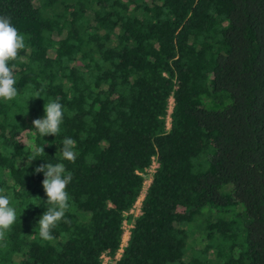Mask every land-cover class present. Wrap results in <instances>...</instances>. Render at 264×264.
<instances>
[{
  "label": "trees",
  "instance_id": "16d2710c",
  "mask_svg": "<svg viewBox=\"0 0 264 264\" xmlns=\"http://www.w3.org/2000/svg\"><path fill=\"white\" fill-rule=\"evenodd\" d=\"M0 15L26 43L9 64L19 95L0 100V194L17 211L0 264L116 260L154 157L116 264H264V0H0ZM54 99L60 134L26 131ZM47 163L73 174L52 241L38 235ZM201 218L207 244L188 258Z\"/></svg>",
  "mask_w": 264,
  "mask_h": 264
},
{
  "label": "clouds",
  "instance_id": "9594fccd",
  "mask_svg": "<svg viewBox=\"0 0 264 264\" xmlns=\"http://www.w3.org/2000/svg\"><path fill=\"white\" fill-rule=\"evenodd\" d=\"M26 49L25 36L13 26L11 17L0 15V100L12 101L18 95L16 76L14 74L16 64L10 62L22 61L20 55ZM34 97H41L39 93ZM45 116L33 120L34 130L40 136H57L61 132L64 120V106L58 99L45 103ZM62 158L75 163L78 153L75 151L76 141L65 137L62 141ZM45 154L44 146L35 149L32 161L39 155ZM36 173H43L42 181L47 196V211L44 212L38 222V235L43 241L55 239L53 230L63 221L67 223L66 213L70 208V196L67 191L68 185L73 180V174L68 172L63 163L55 165L51 163L41 164L35 169ZM40 201L39 197L32 198ZM39 206L40 203H35ZM17 221V211L11 206L10 197L0 194V245L6 246L7 234Z\"/></svg>",
  "mask_w": 264,
  "mask_h": 264
},
{
  "label": "built area",
  "instance_id": "2783aa9c",
  "mask_svg": "<svg viewBox=\"0 0 264 264\" xmlns=\"http://www.w3.org/2000/svg\"><path fill=\"white\" fill-rule=\"evenodd\" d=\"M171 107H172V101H171ZM171 107H170V109H171ZM169 116H170L169 118H171V114H169ZM158 167H159L158 157H154L152 165L150 166V168H148L147 171L142 174L144 179L146 178L147 174H149V176L152 179H154V175L156 174ZM152 182H153V180L151 182H148V180L145 179L144 187H143V190L141 192L140 198L138 199L134 208L130 212L125 213L123 242H122L121 248L117 254L118 258L116 257V260H114L115 262L121 258L125 247L128 245V241H129L130 236H131V231L133 229V221L137 216L142 214V204H143V201L147 195L148 188L151 186ZM130 217H133L132 220H130ZM107 258L109 259L110 257L107 255H104L103 261H104V259H107ZM104 263L107 264L105 261H104Z\"/></svg>",
  "mask_w": 264,
  "mask_h": 264
},
{
  "label": "rangeland",
  "instance_id": "374dc122",
  "mask_svg": "<svg viewBox=\"0 0 264 264\" xmlns=\"http://www.w3.org/2000/svg\"><path fill=\"white\" fill-rule=\"evenodd\" d=\"M113 43V42H112ZM173 105H174V100H172V107L169 111V114H172L173 112ZM170 117V116H169ZM168 117V125H169V129L171 128V118ZM40 117H32L29 115H25L23 117V121L26 122L27 124H29L32 128H34L33 126V120L38 119ZM148 180V182H151L153 179L149 176V174H147L146 178ZM214 220V219H213ZM205 223V218H201L200 221L196 224H194L193 226H191L190 228H187L190 238L188 241V246H189V250H188V255L187 257L190 258L192 255V252H194L195 250H198L200 248H203L206 244H207V239L205 238V232L202 229ZM217 254L216 252L211 251L210 252V259L217 262ZM118 258V257H117ZM104 261L107 264H115L116 262L114 260H111L110 258L108 259H104Z\"/></svg>",
  "mask_w": 264,
  "mask_h": 264
}]
</instances>
